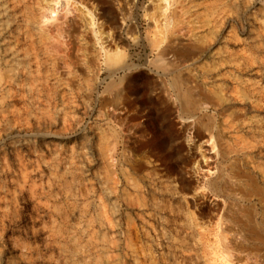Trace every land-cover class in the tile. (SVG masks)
Instances as JSON below:
<instances>
[{
  "label": "rangeland",
  "instance_id": "374dc122",
  "mask_svg": "<svg viewBox=\"0 0 264 264\" xmlns=\"http://www.w3.org/2000/svg\"><path fill=\"white\" fill-rule=\"evenodd\" d=\"M177 1L164 32L182 41L172 44L154 28L167 8L161 0H0V264H223L216 233L177 232L165 221L177 198L201 194L193 182L175 196L200 167L204 142L212 140V150L220 144L216 131L184 128L169 94L184 89L175 80L190 73L207 91L229 86L236 112L222 119L210 110L204 121H227L224 144L264 187V0ZM210 1L223 28L202 42L198 27L212 15ZM50 9L58 16L48 21ZM244 57L253 62L240 70ZM222 59L231 64L227 77L212 85L204 72ZM128 90L132 109L110 125L107 100ZM135 124L156 165L149 178L124 153L123 132ZM137 186L150 189L141 200L149 209L137 203ZM259 247L263 264L264 241Z\"/></svg>",
  "mask_w": 264,
  "mask_h": 264
},
{
  "label": "bare ground",
  "instance_id": "6f19581e",
  "mask_svg": "<svg viewBox=\"0 0 264 264\" xmlns=\"http://www.w3.org/2000/svg\"><path fill=\"white\" fill-rule=\"evenodd\" d=\"M162 2H163V4H165L164 7L165 8L167 7L166 8L167 10L164 9L162 11L163 13H162L161 17L155 18V23H154L155 27L154 28L158 29L159 30L158 34H159V32H161V34H163L162 37L166 38L167 40L169 39L171 43L172 42H174V43L175 42H177V43L181 42L182 41L181 37H180L181 35H179V33L170 32L171 35L168 36L164 32V30L165 31L168 30L165 28H169V25L171 23V17L169 16V14H167V12L172 7L173 3L174 2L177 3L178 1L176 0V1H173V3H171V0H161V3ZM196 4H198V3H196ZM223 4L224 3L222 2V5ZM211 5H213L212 2L209 3V8L213 10L212 15L207 16V17L205 15L204 18L201 17V18H203V20L199 22L201 24H200V27H198V28L203 33V35H201V36H203L202 42H205L204 40L207 37H208V39H210L209 37L211 35H213L212 37H214V34L216 32H220V30H222V28H223L222 27V25H223L222 19L223 18L221 17L222 13L220 14V12H218L219 11L218 8H217L218 11H216V9H215L216 7L211 6ZM196 6H198V5H196ZM217 6H219V5H217ZM226 6H229V5H226ZM164 7H162V8H164ZM194 7L195 6H193V9H194ZM222 8H223V6H222ZM193 9H191V10H193ZM187 10H189V9H187ZM199 11L200 10H198V12L195 14V17L198 19L200 18V16H199L200 12ZM204 11H206V10H204ZM49 13H50L49 14L50 16L49 17L47 16L48 21H50V19L58 16V14H57L58 9L57 10L56 9H52V10L50 9ZM188 13H189V11H188ZM163 15H164V17H163ZM196 18H194V20ZM190 20H191V18H190ZM205 30H207V31H205ZM161 34H159V35L161 36ZM192 37H194V36H192ZM257 37H258V35H257ZM208 41H210V40H208ZM194 42H196V41H194ZM200 44H201V42H200ZM202 45L204 48V50H202V52L207 53V51H206L207 48L204 47L206 45L205 44H202ZM190 46L191 45H189V47ZM197 52L198 51H196V50L192 51V53H190V55L188 56V59L193 60V58L197 55L196 54ZM200 52H201V50L199 51V53ZM210 52H211V50H210ZM236 52H238V50ZM239 52H241V51H239ZM234 54H237V53H234ZM248 57H250V56H248ZM248 57L242 58L245 61H243L241 63L237 61L235 65H237L240 70H242L244 68L242 66H245V68H246L247 66H249L251 64L250 62H253V61H251L253 58L248 59ZM221 61H222L221 68L219 67V68H216L215 70L211 69V70H214V73L209 74V72H204L208 76L211 75L213 77L212 79L214 82L212 83V85L217 83V82H215V79H217L218 77H221L222 79H225L227 77V73H223V70H224L223 68L225 66L228 67V65L230 66L231 65L230 61L226 62V59H222ZM213 68H215V67H213ZM122 69H125V70L128 69V65L127 66L125 65ZM230 73H232V71ZM190 74H188L186 76L184 75L185 77H182L180 75L177 77V80H175L176 85L177 84L184 85V89H179L177 87L169 94L170 101H171V108L173 110H178V114L180 116L178 118H180L182 120L181 125L184 128H189V129H197L198 128V129H200L203 127V128H206L207 131H210V133H214L216 131L218 133V137H219L218 139L220 141V144H219L217 150H212V149H210V145L212 143L211 142L212 140H209V141L206 140V142H204V148H203L204 155H203L202 162H199V163H201L200 167L198 168V170H194L191 173L190 179H188V178L181 179V184H179V188L176 190L175 196L180 198V195L182 194V192L190 190V188L194 184L193 182L199 184L198 189L200 190L201 194L197 195L198 194L197 193V194L189 196L188 198L186 196H182V198H180V199L177 198V202H178V203L176 202L177 206L176 207L172 206L173 205L172 204L171 208L169 210V212H171L170 216H171L172 221H167V219L165 221L173 223L175 225L174 230L177 232H184V233L186 232L189 234H194L197 232L201 235H203V234L207 235L206 236L207 238L209 235L211 236L212 233H216L215 236H218L219 244L221 246V252L218 255L221 257L223 264H262L263 261L261 260L260 255H258L254 250L260 249L259 246H260V244H263V241H264V187L260 186L258 184V182L256 181L255 177L257 176V174H256V176H254L253 175L254 172L252 173L250 171L249 168H250L251 164L248 163V161H246L243 165H241L242 163L240 164L239 153L235 150V148L231 144V142L226 141V144H224L225 138H224L223 134L227 133L228 129H230V128L226 127L227 121L221 120L222 122H224V124L222 126L217 125L216 122H215V124H213L212 120H210L208 123H206L204 121V118L207 116V113L210 110H214L216 112V114H218V116L222 117V119L223 118L225 119V117H230V115H232L233 113L236 112L235 108L237 106L236 105L237 101L233 97V95H232L233 93H230L226 89L229 86L228 87L225 86L226 87L225 88V87H223V85L221 86V84L220 85L217 84L218 86H216L215 89L207 91V89L201 88L197 79H195ZM200 75L202 76V74H200ZM263 76H264V74H263ZM237 78H239V77H237ZM243 81H244V78H243ZM224 85H226V84H224ZM253 85H255V84H253ZM245 91L246 90H244V92ZM130 97H131L130 92L128 90V91H121L120 93H116L115 95H113V97H110L107 100L106 115H107V119H108V122L110 125L114 124L115 120H122V118L119 116V114L122 112V110L125 109L126 106L130 107V108L133 106L132 105L133 103L129 101V99H131ZM241 97H243V96H241ZM229 112L231 113L230 115H229ZM136 116L132 117L133 121L134 120L136 121L138 119V117H136ZM243 127H245V126H243ZM125 129H126V131H124L123 133L126 135V138H125L126 141H124L125 142L124 153L126 154V160L129 163L130 168H132L137 174H144V176H146V178H149L148 176L152 173L151 170H153V171L156 170L155 169L156 165L150 159L151 158L149 156L150 152H147V148L149 147V144H146L145 142L142 141L143 133H142L140 124H135L131 128H130V126H127ZM108 134H110L109 136L113 135L111 131ZM131 135H133V136H131ZM225 136H227V135H225ZM233 139L237 140V137H236V139L235 138H233ZM227 140H230V139H227ZM243 142H245V141H243ZM114 145L115 144L113 142H110V150H109L111 152L110 158L113 160H114L113 151L115 148ZM243 153H244V151H243ZM251 159H252V161H254L253 158H251ZM252 168L254 169V166H252ZM258 168H261V170H262L261 166ZM261 170H259V172ZM260 173H262V172H260ZM246 182L250 186L249 191L244 190V186H245ZM117 183H119V182H117ZM148 186H151V185H148ZM140 187L141 186L138 187L139 190H138V198H137L138 202L137 203H140L141 206L144 205V207H146V209H149L151 205L144 204V203H142L141 200H142V197L144 199H146L148 196H150L151 191H150V189H147V190L144 189V191H143V189ZM110 203H111V210H112V213L114 216V208L115 207L112 205L113 202H112L111 198H110ZM164 230H166V229H164ZM220 246H219V248H220ZM214 255H216V254H214ZM218 255H216V256H218ZM221 259H220V261H221ZM217 262H219V261H217ZM219 264H220V262H219Z\"/></svg>",
  "mask_w": 264,
  "mask_h": 264
}]
</instances>
